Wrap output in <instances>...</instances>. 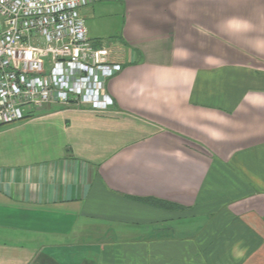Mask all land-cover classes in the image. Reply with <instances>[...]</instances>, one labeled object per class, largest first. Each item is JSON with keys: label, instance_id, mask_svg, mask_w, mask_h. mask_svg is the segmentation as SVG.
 <instances>
[{"label": "crops", "instance_id": "obj_1", "mask_svg": "<svg viewBox=\"0 0 264 264\" xmlns=\"http://www.w3.org/2000/svg\"><path fill=\"white\" fill-rule=\"evenodd\" d=\"M109 110L0 128V264H264V0H102Z\"/></svg>", "mask_w": 264, "mask_h": 264}, {"label": "built area", "instance_id": "obj_2", "mask_svg": "<svg viewBox=\"0 0 264 264\" xmlns=\"http://www.w3.org/2000/svg\"><path fill=\"white\" fill-rule=\"evenodd\" d=\"M102 0H0V128L51 105L105 111L123 69L81 11Z\"/></svg>", "mask_w": 264, "mask_h": 264}, {"label": "rangeland", "instance_id": "obj_3", "mask_svg": "<svg viewBox=\"0 0 264 264\" xmlns=\"http://www.w3.org/2000/svg\"><path fill=\"white\" fill-rule=\"evenodd\" d=\"M123 66V65H122ZM123 70V69H122Z\"/></svg>", "mask_w": 264, "mask_h": 264}]
</instances>
